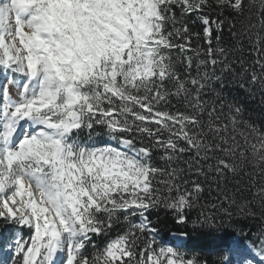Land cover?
Masks as SVG:
<instances>
[{
    "label": "snow or ice",
    "instance_id": "snow-or-ice-1",
    "mask_svg": "<svg viewBox=\"0 0 264 264\" xmlns=\"http://www.w3.org/2000/svg\"><path fill=\"white\" fill-rule=\"evenodd\" d=\"M234 91L264 105V0H0V264H264V110Z\"/></svg>",
    "mask_w": 264,
    "mask_h": 264
},
{
    "label": "trees",
    "instance_id": "trees-1",
    "mask_svg": "<svg viewBox=\"0 0 264 264\" xmlns=\"http://www.w3.org/2000/svg\"><path fill=\"white\" fill-rule=\"evenodd\" d=\"M188 23L191 25L192 21L189 20ZM198 30L199 28L197 26L192 27L193 32ZM228 38V29L227 26H225L224 39L227 40ZM193 43L202 44V41L194 40ZM233 95H238L239 98L246 104L250 115L254 118L260 117L262 110H264V105L261 104V98L258 94L253 98L246 93L234 91ZM196 215V211L191 213V218L187 226L176 224L171 218V213H167L162 209L153 210L149 218L152 220L153 226H156L159 230V236L157 237L158 240H167L168 235L172 232L181 233L186 231L188 233L185 241L187 247L182 249V251H186L190 255L195 254L202 257L206 256L209 261H211L215 259L216 256L215 252L212 250L210 239L203 237L198 232L192 231L191 219H194ZM236 227L243 228L245 232H250V234L253 235L257 232L255 223L243 217L239 218V223Z\"/></svg>",
    "mask_w": 264,
    "mask_h": 264
},
{
    "label": "rangeland",
    "instance_id": "rangeland-1",
    "mask_svg": "<svg viewBox=\"0 0 264 264\" xmlns=\"http://www.w3.org/2000/svg\"><path fill=\"white\" fill-rule=\"evenodd\" d=\"M3 255H5V253H3V252H0V258H2V257H3Z\"/></svg>",
    "mask_w": 264,
    "mask_h": 264
}]
</instances>
